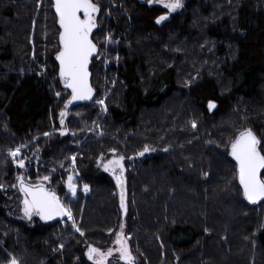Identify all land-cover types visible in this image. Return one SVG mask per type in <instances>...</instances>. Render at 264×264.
I'll list each match as a JSON object with an SVG mask.
<instances>
[{
    "label": "trees",
    "instance_id": "1",
    "mask_svg": "<svg viewBox=\"0 0 264 264\" xmlns=\"http://www.w3.org/2000/svg\"><path fill=\"white\" fill-rule=\"evenodd\" d=\"M92 2L93 97L71 104L80 122L62 134L49 122L60 79L53 2L0 0V264H93L89 245L125 264L117 233L135 264H264V201H243L228 151L244 129L264 145V0H184L171 13L147 0ZM120 156L123 208L104 167ZM19 176L43 182L73 219L27 218Z\"/></svg>",
    "mask_w": 264,
    "mask_h": 264
},
{
    "label": "snow or ice",
    "instance_id": "2",
    "mask_svg": "<svg viewBox=\"0 0 264 264\" xmlns=\"http://www.w3.org/2000/svg\"><path fill=\"white\" fill-rule=\"evenodd\" d=\"M163 7L169 13L182 7L181 0H161ZM152 3V0H149ZM53 6L58 16L60 26L59 42L60 51L56 55L59 61V76L64 83V86L71 89L72 96L67 104L75 100H86L92 97L93 90L89 85L88 64L89 58L97 50L96 44L89 38L90 33L96 27L95 13L99 11L98 6L92 0H54ZM82 13V17L81 14ZM167 18L162 15L157 18L156 23ZM59 95V93L57 94ZM97 103L103 105L104 101L100 100ZM208 107L211 110L215 107L214 102L209 101ZM65 113L61 111V124L63 125ZM193 127L195 124L193 123ZM63 134V133H62ZM45 135H48L45 133ZM264 145H261V140L253 133L251 129L242 130L230 144V155L236 162L239 184L243 189V195L248 201L255 203L258 200L264 199ZM149 151L145 146L144 152ZM20 148L10 150L9 155L17 157ZM144 152L138 153L143 155ZM124 157L120 156L106 164L105 171H112L117 185L121 188V207H124V194L122 187L123 177V161ZM19 167H24V161H18ZM116 169H119L120 175L116 174ZM47 180L48 177H43ZM19 190L23 193L24 199L23 212L24 215L31 219L33 215H37L41 220H50L57 216H67L68 219H73L72 211L65 206L54 191H50L43 186V183L36 185L26 184L22 176L17 177ZM73 177H68V188L74 194L75 186L72 183ZM2 187V186H0ZM16 187V185H13ZM84 191H88V185H84ZM76 231H80L76 227L73 220L72 225ZM124 225L121 224V229ZM81 235L83 233L81 232ZM114 243L118 246L117 251L120 254V259L125 261V264H135L134 257L131 255L130 248L127 244V238L122 233L116 234ZM113 249L109 248L107 252L101 251L91 245L88 246V259L93 261V264H107V259L112 255ZM8 264H18L15 258L11 259Z\"/></svg>",
    "mask_w": 264,
    "mask_h": 264
},
{
    "label": "rangeland",
    "instance_id": "3",
    "mask_svg": "<svg viewBox=\"0 0 264 264\" xmlns=\"http://www.w3.org/2000/svg\"><path fill=\"white\" fill-rule=\"evenodd\" d=\"M183 1L184 0H181L182 3H183ZM147 3L150 4V5H152V4L157 5L159 7V9H158L159 12H164V9L167 10L166 8L163 7V3L162 2H159V1H156V0H152V3H149V0H147ZM167 13H169L168 10H167ZM164 15H167V14H164ZM182 71L185 72V69H182ZM55 80L56 79L52 80L51 86H52V90H53V93H54L56 101H55L54 111L51 112L50 115H49V122L51 124L52 129L60 131L61 133H65L66 131L69 130V119L76 118L75 122H77V124H78L80 122L79 118L81 117V115L76 113V112H78V110L77 109L74 110L71 107V103L67 104V106H66V102L70 100L71 92L64 86V83L61 80V78L58 80L57 83H55ZM58 93H59V95H57ZM207 109L210 112H212L209 108H207ZM61 111H63L65 113V115L63 117V120H64L63 125L61 124V116H60ZM116 174L117 175L120 174L119 169H116ZM72 183L75 186V192H76L78 190V188H77L78 186H77V184L75 182V178L74 177H73ZM65 186H66V190L68 192H70L72 196H74L75 193L73 194L68 188V180L65 182ZM82 188L84 190V187H82ZM60 200L62 202L61 198H60ZM122 216H124V212L122 213Z\"/></svg>",
    "mask_w": 264,
    "mask_h": 264
},
{
    "label": "water",
    "instance_id": "4",
    "mask_svg": "<svg viewBox=\"0 0 264 264\" xmlns=\"http://www.w3.org/2000/svg\"><path fill=\"white\" fill-rule=\"evenodd\" d=\"M157 1H161V0H157ZM52 2H54V0H52ZM53 9H54V6H53ZM54 12H55V9H54ZM55 14H56V12H55ZM96 14V13H95ZM81 15V17H82V13L80 14ZM56 16H57V14H56ZM83 18V17H82ZM57 19H59L58 18V16H57ZM58 26H59V23H58ZM59 28H60V26H59ZM95 29V28H94ZM93 29V30H94ZM93 30H92V32H93ZM60 31H61V29H60ZM91 32V33H92ZM91 33H90V35H89V38L91 39ZM94 54H95V52L93 53V55L89 58V64H90V60H91V58L94 56ZM57 60V59H56ZM57 63H58V66H59V68H60V65H59V61L57 60ZM89 64H88V72H89ZM88 80H89V85H90V87H91V84H90V72H89V78H88ZM92 88V87H91ZM68 89V88H67ZM70 92H71V89H68ZM93 90V89H92ZM71 96H72V92H71V95H70V98H71ZM92 97H93V93H92ZM92 97L90 98V99H86V100H75V101H72V103L71 104H73V105H76V104H84V103H87V102H89L91 99H92ZM213 102V101H212ZM208 103H209V101L207 102V108H209L208 107ZM214 104H215V107L214 108H212L211 109V111H214L215 109H216V103L214 102ZM237 136V135H236ZM236 138V137H235ZM234 138V139H235ZM233 139V140H234ZM232 140V141H233ZM231 144V143H230ZM230 144H229V147H228V151H229V157H230V159L233 161V163L235 164V167H236V162H235V160L231 157V155H230ZM262 171V173H263V171L264 170H261ZM25 182V181H24ZM236 182H237V185L239 186V189H240V193H241V197H242V199H243V201L247 204V205H249L250 207H253V206H257V205H259L260 203H262L263 201H264V199H262V200H258V201H256L255 203H252V202H250V201H248L247 199H245V197H244V195H243V189L241 188V186H240V184H239V178H238V174H237V168H236ZM26 183V182H25ZM37 183H43V182H41V181H39V182H36V183H31V185H36ZM27 184V183H26ZM43 186L47 189V187H46V185L43 183ZM18 188H19V183H18ZM22 194V200H21V203H22V201H23V199H24V196H23V193H21ZM23 204V203H22ZM39 217V216H38ZM63 216H57V217H54L53 219H50V220H42L43 222H45V223H53V222H55V221H57V220H59V219H61ZM39 219H40V217H39ZM41 220V219H40Z\"/></svg>",
    "mask_w": 264,
    "mask_h": 264
},
{
    "label": "flooded vegetation",
    "instance_id": "5",
    "mask_svg": "<svg viewBox=\"0 0 264 264\" xmlns=\"http://www.w3.org/2000/svg\"><path fill=\"white\" fill-rule=\"evenodd\" d=\"M157 1V0H156ZM159 2H161V1H159Z\"/></svg>",
    "mask_w": 264,
    "mask_h": 264
}]
</instances>
